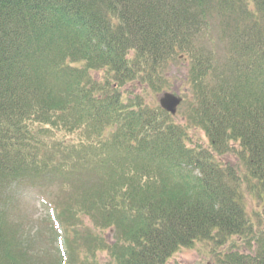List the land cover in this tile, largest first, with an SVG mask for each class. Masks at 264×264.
Returning <instances> with one entry per match:
<instances>
[{"label":"trees","instance_id":"trees-1","mask_svg":"<svg viewBox=\"0 0 264 264\" xmlns=\"http://www.w3.org/2000/svg\"><path fill=\"white\" fill-rule=\"evenodd\" d=\"M177 65L182 124L148 97ZM49 183L63 238L62 220L93 223L81 264H166L200 242L264 264L246 207L264 201V0H0V264H39L10 196Z\"/></svg>","mask_w":264,"mask_h":264},{"label":"rangeland","instance_id":"rangeland-1","mask_svg":"<svg viewBox=\"0 0 264 264\" xmlns=\"http://www.w3.org/2000/svg\"><path fill=\"white\" fill-rule=\"evenodd\" d=\"M217 36L214 34L211 46L209 47L214 50L217 57L223 59L227 51H225V45L218 40ZM184 68L177 65L170 71L172 76L170 81L174 88L167 92H171L172 94L178 93L181 97H184L186 92L183 90L185 86L187 87V85L182 84L183 78L186 76ZM158 96L159 94H148L152 103L157 106H159ZM183 111L184 109H179L178 115H176V122L179 124H182ZM189 132L194 141L197 139L207 145V138H205L201 131L191 129ZM79 137V134L60 135V138L69 142H78ZM223 160L225 163L232 165L238 164L235 157L226 156ZM17 190H11L10 198L13 202L11 209L12 206L15 209L11 212L10 220L12 224L21 223L22 226H27V232L24 231V234L30 247L39 254L37 262L39 264H63L67 258L66 253L68 249V252L71 254V263H75V260L72 262V258L77 257L79 259L78 264H81L83 261L81 257L87 250V241L84 238L87 230L83 235L82 231L87 222L91 225L93 223L88 217H85L87 219L80 218L79 222L72 226L67 224L66 220H62L63 224H66L65 238H63L61 225L57 223L56 212L59 214L63 206L65 207V204L68 203L66 190L56 183H49L47 187L41 185L40 188L35 189L20 187ZM246 207L248 214L252 216L251 219L257 224L258 229L256 232L260 231L262 228L259 225L264 227V201H262L256 192L252 196L247 194ZM257 212L259 213L257 214ZM108 232L109 230L98 233V235L107 237ZM63 242L65 247L62 250ZM102 258L107 261V254L104 253ZM166 264H218V262L214 253V244L200 242L191 249L183 248L179 250Z\"/></svg>","mask_w":264,"mask_h":264},{"label":"water","instance_id":"water-1","mask_svg":"<svg viewBox=\"0 0 264 264\" xmlns=\"http://www.w3.org/2000/svg\"><path fill=\"white\" fill-rule=\"evenodd\" d=\"M181 104L182 99L171 93H164L159 97L160 108L172 116L177 114L178 108Z\"/></svg>","mask_w":264,"mask_h":264}]
</instances>
